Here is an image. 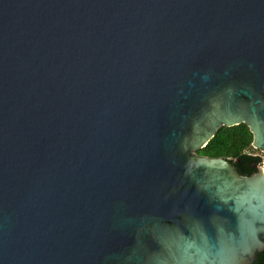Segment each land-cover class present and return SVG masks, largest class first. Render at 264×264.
Segmentation results:
<instances>
[{
	"label": "water",
	"instance_id": "water-1",
	"mask_svg": "<svg viewBox=\"0 0 264 264\" xmlns=\"http://www.w3.org/2000/svg\"><path fill=\"white\" fill-rule=\"evenodd\" d=\"M264 0H0V264H253Z\"/></svg>",
	"mask_w": 264,
	"mask_h": 264
},
{
	"label": "trees",
	"instance_id": "trees-1",
	"mask_svg": "<svg viewBox=\"0 0 264 264\" xmlns=\"http://www.w3.org/2000/svg\"><path fill=\"white\" fill-rule=\"evenodd\" d=\"M253 133L246 123L235 126H223L209 143L198 151L201 155L212 157H233L231 161L244 175H252L263 157L256 154L252 146ZM253 264H264V250L258 253Z\"/></svg>",
	"mask_w": 264,
	"mask_h": 264
},
{
	"label": "rangeland",
	"instance_id": "rangeland-1",
	"mask_svg": "<svg viewBox=\"0 0 264 264\" xmlns=\"http://www.w3.org/2000/svg\"><path fill=\"white\" fill-rule=\"evenodd\" d=\"M251 151H254L256 154H259L263 157L264 160V151L260 150V149H256L253 147V150L251 149Z\"/></svg>",
	"mask_w": 264,
	"mask_h": 264
},
{
	"label": "flooded vegetation",
	"instance_id": "flooded-vegetation-1",
	"mask_svg": "<svg viewBox=\"0 0 264 264\" xmlns=\"http://www.w3.org/2000/svg\"><path fill=\"white\" fill-rule=\"evenodd\" d=\"M261 165V164H260Z\"/></svg>",
	"mask_w": 264,
	"mask_h": 264
}]
</instances>
